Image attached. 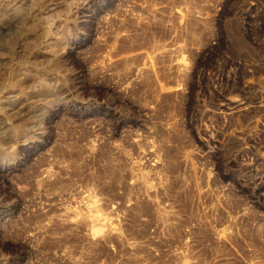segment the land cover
<instances>
[{"label":"rangeland","instance_id":"1","mask_svg":"<svg viewBox=\"0 0 264 264\" xmlns=\"http://www.w3.org/2000/svg\"><path fill=\"white\" fill-rule=\"evenodd\" d=\"M0 264H264V0H0Z\"/></svg>","mask_w":264,"mask_h":264},{"label":"bare ground","instance_id":"2","mask_svg":"<svg viewBox=\"0 0 264 264\" xmlns=\"http://www.w3.org/2000/svg\"><path fill=\"white\" fill-rule=\"evenodd\" d=\"M93 208V207H92ZM98 219L102 222H105V219H103L102 217H98ZM106 223V222H105Z\"/></svg>","mask_w":264,"mask_h":264}]
</instances>
